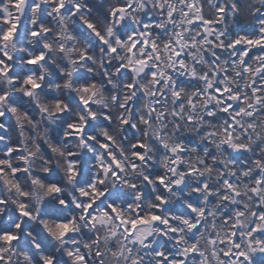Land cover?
<instances>
[{"label":"clouds","instance_id":"1","mask_svg":"<svg viewBox=\"0 0 264 264\" xmlns=\"http://www.w3.org/2000/svg\"><path fill=\"white\" fill-rule=\"evenodd\" d=\"M58 3L0 0V59L10 69L0 74V223L18 237L0 234L2 264H264V183L257 182L264 181V73L257 71L264 47H229L244 35L258 38L264 0H64L55 12ZM126 5L133 6L113 16ZM194 16L212 20L215 31L190 24ZM6 19L17 29L8 40ZM133 33L155 51L141 43L130 53ZM40 54L45 59L30 66ZM28 76L41 87L26 84ZM217 84L230 92L218 98ZM232 94L240 99L225 112ZM69 124L84 125L83 134ZM141 144L143 160L135 155ZM177 145L182 150L173 151ZM110 205L127 220L155 214L169 223L138 225L129 235ZM61 222L71 223L64 235L55 230ZM233 232L239 248L229 242ZM193 246L195 254L186 251Z\"/></svg>","mask_w":264,"mask_h":264},{"label":"snow or ice","instance_id":"2","mask_svg":"<svg viewBox=\"0 0 264 264\" xmlns=\"http://www.w3.org/2000/svg\"><path fill=\"white\" fill-rule=\"evenodd\" d=\"M25 0H14V3H15V6L16 7H20L22 4H24ZM133 5H126L124 7H121L117 10H114L113 12V16L114 17H118L119 16V13L120 12H123V11H127V10H130L131 7ZM34 7V10H35V6ZM65 7V3H64V0H59V3L56 4V7L53 9V11L55 12H61L63 11ZM189 8H195V4L192 3V4H189L188 5ZM75 9L77 11H79V5H75ZM217 11L219 13V15L221 17H223V14L225 12V9L224 8H220L218 7L217 8ZM188 13L185 12V15H187ZM168 16L171 18L173 16V12H169L168 13ZM119 19H123V17H119ZM6 24L10 25V27L8 28V31L4 33V36H3V39L5 40H8V39H11L12 36H13V33L17 30L16 29V25L13 24L12 20L11 19H6L4 21ZM190 24H198V23H202L203 25V28H202V31L207 33L209 31H215L214 28H211V25L213 24V21L210 20V19H207V18H201L199 16H194L193 19L191 21H189ZM262 24H264V21H261ZM89 29L93 28V25L92 24H88L87 25ZM145 27L147 28V25H145ZM260 32V35L258 36V38H253V39H250L248 38L247 35H244V36H241L239 39H236L234 41H232V43L229 45V47L231 48H238L240 47L242 44L247 46V48H253V47H264V27L260 28L259 30ZM33 36H37L39 35V32H33L32 33ZM97 35L99 36V33H97ZM141 36L145 35V33H141L140 34ZM150 35V33H149ZM101 41L105 44H107V41L104 40V38L101 36L100 37ZM129 41H130V48H129V52L130 53H134L135 50L140 46L141 43H143L144 47L145 48H151L152 51H155L156 49V44L153 42L151 43V45L149 44V41L147 39H144V40H138L136 38V33H133L131 36L128 37ZM221 47H223V45H221ZM247 48H245L244 50H242V55L247 58L248 55H249V51L247 50ZM110 51L112 52H116L117 49L113 48V49H110ZM174 55L179 58L182 53L180 51H177L174 49ZM43 59H45V57L43 56V54H40L36 57H34L33 59L29 60L28 61V64L30 66H34L36 65L39 61H42ZM151 59V57H145L143 59H139L136 61V64L137 65H145L148 63V61ZM262 60H264V58H261ZM184 64H183V61L181 60L180 61V67H183ZM134 70V69H132ZM245 71H250V69H247L245 68ZM257 71L258 72H261V73H264V63H261L258 68H257ZM10 72V69H8L7 65L4 63V60L3 59H0V74H8ZM152 77L155 79L156 78V73L155 72H152ZM25 83L28 84V85H31L32 88H35V89H38L39 87H41V85H39L34 79L32 76H28L27 79L25 80ZM127 87L129 88H133L134 89V85L132 84H128ZM255 92H259V89H256L254 88L253 89ZM84 91H88L87 88L84 89ZM230 92V89L228 87H224L222 88L219 84L216 85V89H215V94L216 96L219 98V97H222L224 94ZM30 94V93H29ZM176 95H179V93H176ZM0 99H3V97H0ZM240 97L238 94H232L230 97H229V106L224 108L223 111L227 112V111H230L231 110V104H230V101L231 100H239ZM81 101L84 105H88L90 103L89 100H84L83 98H81ZM57 107H59V105H57ZM13 111H15V109H13ZM241 111H243V109H241ZM92 116L94 117L95 116V113H92ZM3 119V114H0V120ZM123 123L125 125L128 124V121L127 120H124ZM84 125H81V126H77L76 124H69L68 125V128L70 131L72 132H76L77 134H80L82 135L83 132H84ZM6 133L4 132L3 128H0V143H3V139L2 137L5 136ZM231 137H229L230 139ZM109 140H111V137L108 138ZM101 147L103 149H105L107 151L109 145L108 144H102ZM143 145H137V151L135 152V155L136 157L139 159V160H143L144 159V156L142 155V149H143ZM8 152L11 154V155H15V152H13L11 150V148H8L7 149ZM177 150H182L180 149V146L177 145V148L176 149H173V151H177ZM110 155V158L112 159V161L117 165L119 166V161L116 160L115 156ZM4 164V160L3 159H0V166H2ZM102 169L107 172V171H110V169H104L103 168V165L101 166ZM70 172H73V174L75 175V172L73 171V168L70 167ZM0 171H2V168H0ZM13 173L14 174H18V170L16 168H13ZM158 183L160 184H164V180H163V177H158ZM258 183H264V181H257ZM177 183H179V181H177ZM224 183L228 186L229 189H231L232 185H231V181L229 180H225ZM205 188H208L209 186L208 185H204ZM50 191H56L58 192L59 191V188L56 186V185H52L49 189ZM93 191L95 192V189L93 188ZM81 192L83 193V189L81 190ZM83 195L87 196V193H83ZM158 200H160L161 202H164L162 200L161 197H157ZM225 199H227V197H225ZM64 201H61V204H63ZM95 201H93V203H90V204H87L85 205V215H87V212L91 210V208L93 207ZM110 211L112 214H114L117 218V220L122 223L124 225V230L129 234L131 235L135 229L137 228L138 225H143V224H147L149 222H160V221H163L164 224H168L169 221L168 220H164L163 217L159 216V215H155V214H150L148 216H144L142 214H139L137 215V218L135 220H127L125 219L121 214L120 212L115 208L114 205H110ZM130 207V206H129ZM192 212H195V209L193 208L192 209ZM205 213L202 211L200 213L201 216H203ZM241 213H237V215H240ZM20 215H23L25 217H29L30 216V213H27L25 211H23V206H21V211H20ZM96 219V217L94 216L93 217V220ZM258 219L260 220H264V211H262L260 214H259V217ZM185 223H189L187 220L184 221ZM225 223H227V220L225 221ZM190 227L192 228H197V225L196 224H190L189 225ZM17 228H20L22 227V225L20 224H17L16 225ZM235 227V225H234ZM71 229V223H57L56 226H55V230L58 231L61 235H64L67 231H69ZM170 231L173 232V234H175L176 232V229L175 228H171ZM253 232H256V231H259V225H256L253 229H252ZM0 234H2V239L5 240V241H8V242H15L18 237H16L15 235H13L11 232L7 231L6 227H0ZM233 239L231 241H229L230 243H233L235 244V237H236V234L233 232L231 233ZM212 243H215V241H212ZM221 243L223 244L224 241H221ZM235 247L236 248H239V245L238 244H235ZM186 251H188L189 253H192V254H195V246H193V248H190V249H186ZM158 257H160L161 259H163L164 257V253L162 252H157L156 253ZM232 253L229 251V252H225L224 253V256L227 257L229 255H231ZM69 255H72V253L70 252ZM239 255L241 257H243V253H239ZM85 259L84 257H77V260H83ZM0 264H2V261H0ZM45 264H55V261L52 260V259H48L45 261ZM164 264H168V260H164ZM173 264H182V261L180 260H177V261H174Z\"/></svg>","mask_w":264,"mask_h":264},{"label":"trees","instance_id":"3","mask_svg":"<svg viewBox=\"0 0 264 264\" xmlns=\"http://www.w3.org/2000/svg\"><path fill=\"white\" fill-rule=\"evenodd\" d=\"M0 227H7V225H4L3 223H0ZM46 247H48L47 244H45Z\"/></svg>","mask_w":264,"mask_h":264}]
</instances>
